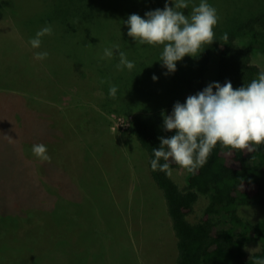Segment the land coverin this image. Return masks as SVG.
Listing matches in <instances>:
<instances>
[{
    "label": "rangeland",
    "instance_id": "rangeland-1",
    "mask_svg": "<svg viewBox=\"0 0 264 264\" xmlns=\"http://www.w3.org/2000/svg\"><path fill=\"white\" fill-rule=\"evenodd\" d=\"M141 1L6 0L9 7L0 6V216L19 217L14 241L4 237L0 243L8 258L3 264H176L165 200L148 172L146 153L131 135L132 117L118 113L115 105L111 112L102 109L108 99L93 73L78 74L88 63L110 70L120 102L125 98L129 107L165 100L173 85L191 86L204 48L168 73L160 61L163 45L141 44L132 37L120 42L122 33L117 40L105 35ZM151 1L155 8L150 11L163 10L166 2L174 6L172 0ZM206 2L219 17L214 32L229 29L248 13L244 0ZM72 6L79 13L98 6L92 12L96 19L89 25L79 19L70 24L66 14ZM188 8L182 9L185 15ZM48 25L52 35L32 48L29 40ZM117 44L134 63L131 71L117 69L118 50L111 59H101L105 48ZM43 51L48 57L36 59ZM253 62L264 70V52L255 50ZM59 74L70 75L59 80ZM216 75L212 58L206 86ZM37 144L46 146L50 161L33 154ZM172 176L187 186L186 169L174 168ZM209 200L201 195L192 222L200 220ZM258 201L239 208L244 220H261ZM259 249L247 243L248 259Z\"/></svg>",
    "mask_w": 264,
    "mask_h": 264
},
{
    "label": "trees",
    "instance_id": "trees-1",
    "mask_svg": "<svg viewBox=\"0 0 264 264\" xmlns=\"http://www.w3.org/2000/svg\"><path fill=\"white\" fill-rule=\"evenodd\" d=\"M5 1L0 0V6L9 7ZM101 2L99 9L103 10ZM197 2L200 0H188V9L197 6ZM153 5L151 0L150 3L141 1L133 13L126 11L123 15L125 17L118 21L119 25H111V29L104 32L105 35L117 40L116 34L122 33L120 42L124 41L129 37L128 26L124 23L126 16L132 13L146 18L145 13L155 8ZM244 5L248 12L247 19L245 17L225 31L216 29L215 41L203 45L200 49L202 52L204 48L201 66L197 69L195 80L190 81L191 86L180 89L179 86L173 85L166 93L165 100L155 99L129 107L125 98L120 102L117 93L115 98L110 97L109 87L115 85L110 70L95 68L94 64L90 66L91 63H88L80 67L78 72L79 75L84 71L93 73L92 78L96 79L99 86L97 87L108 99V102L105 100L101 105L102 109L111 112L114 110L112 106L115 105L118 113L123 112L132 117L131 135L146 153L148 172L150 171L154 184L165 200L178 251L176 264H264V215L258 222L251 223L239 214L241 206L253 205L257 198L264 211V144L253 145V152H244L218 143L202 167L194 173L188 172L185 188H182L172 175L168 176L159 170L153 171L150 166V161L155 158L153 148H158L160 144L159 138H168L175 134L174 130H164L162 111L166 113L176 102L184 103L187 93L195 95L207 87L204 77L212 58L217 62L214 82L221 85L230 81L233 88L247 86L264 71L253 62L255 50L264 52V3L258 0H244ZM95 8L98 9V6L92 7L89 13H79L72 6L69 15L66 14V20L73 24L75 19H79L89 25L96 19L92 13ZM225 34L227 40L223 38ZM69 75L61 74L57 77L67 78ZM101 80L106 82L101 83ZM124 104L127 106L122 108ZM160 163L165 161L161 159ZM168 163L171 169L181 168L171 160ZM201 195L208 196L210 200L203 216L194 223L190 218ZM3 214L0 216V243L4 237H10L11 240L16 238L15 230L18 229L16 222L19 217H12V214L5 212ZM247 243L260 245V249L249 259L245 250ZM0 253V264H3L8 259L7 254L1 249Z\"/></svg>",
    "mask_w": 264,
    "mask_h": 264
},
{
    "label": "clouds",
    "instance_id": "clouds-1",
    "mask_svg": "<svg viewBox=\"0 0 264 264\" xmlns=\"http://www.w3.org/2000/svg\"><path fill=\"white\" fill-rule=\"evenodd\" d=\"M174 6L166 2L163 10L156 9L145 13L146 18L131 14L124 23L128 26V36L141 44L163 45L160 61L168 73H174L177 62L185 56L197 57L205 44L215 40L214 28L218 23L217 10L206 0L185 15L182 9L189 7L188 0H172ZM51 25L37 31L29 40L34 49L41 47L42 37L52 35ZM227 40V34L224 35ZM114 50H118V70L127 68L131 71L134 63L127 59V54L120 46L105 48L101 59H111ZM48 57L46 51L37 52L35 58ZM158 78L153 76V80ZM106 81L101 80V83ZM215 89V91H213ZM118 88L110 85L109 95L116 97ZM163 128L175 134L160 137L158 148H153L155 158L150 161L153 171L172 175L169 160L181 168L194 173L208 160L212 150L219 143L225 147L253 152V145L264 144V71L258 79H253L247 86L233 88L230 81L223 85L210 83L195 95H189L184 103L176 102L171 115L162 111ZM33 154L42 161H50L44 144L33 145ZM161 159L165 163L161 164Z\"/></svg>",
    "mask_w": 264,
    "mask_h": 264
}]
</instances>
